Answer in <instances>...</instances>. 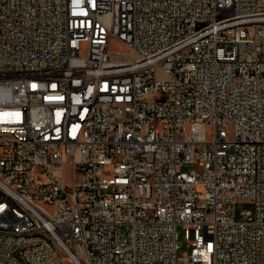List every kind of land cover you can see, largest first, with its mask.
<instances>
[{
    "label": "built area",
    "instance_id": "built-area-1",
    "mask_svg": "<svg viewBox=\"0 0 264 264\" xmlns=\"http://www.w3.org/2000/svg\"><path fill=\"white\" fill-rule=\"evenodd\" d=\"M0 187V264H264V0H0Z\"/></svg>",
    "mask_w": 264,
    "mask_h": 264
},
{
    "label": "bare ground",
    "instance_id": "bare-ground-1",
    "mask_svg": "<svg viewBox=\"0 0 264 264\" xmlns=\"http://www.w3.org/2000/svg\"><path fill=\"white\" fill-rule=\"evenodd\" d=\"M0 196H3V189H1V187ZM5 215L8 217V222H19L21 221V207L7 206L5 207ZM38 235H46V228H37L36 231V229H26V223L18 224V236H24L25 238H38ZM54 252L57 255H62V264H70L71 246L55 244Z\"/></svg>",
    "mask_w": 264,
    "mask_h": 264
},
{
    "label": "rangeland",
    "instance_id": "rangeland-1",
    "mask_svg": "<svg viewBox=\"0 0 264 264\" xmlns=\"http://www.w3.org/2000/svg\"><path fill=\"white\" fill-rule=\"evenodd\" d=\"M120 46L117 45L116 48H119ZM195 169V166L193 164H185L184 171L191 172ZM66 170L70 171L71 167L69 165L66 166ZM252 206L248 203L241 202L237 205L236 210L237 214H240L242 211L251 210ZM179 232L182 236L179 237V242L183 246L182 249H180L179 254L181 255L183 252L188 250V242L186 239V231L183 228H179ZM67 262V261H66Z\"/></svg>",
    "mask_w": 264,
    "mask_h": 264
}]
</instances>
